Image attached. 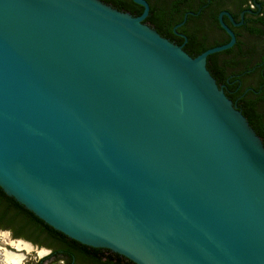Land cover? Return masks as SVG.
Returning <instances> with one entry per match:
<instances>
[{
  "label": "water",
  "instance_id": "water-1",
  "mask_svg": "<svg viewBox=\"0 0 264 264\" xmlns=\"http://www.w3.org/2000/svg\"><path fill=\"white\" fill-rule=\"evenodd\" d=\"M132 1L0 0V189L133 264H264L263 141L206 67L242 22L192 57Z\"/></svg>",
  "mask_w": 264,
  "mask_h": 264
},
{
  "label": "trees",
  "instance_id": "trees-1",
  "mask_svg": "<svg viewBox=\"0 0 264 264\" xmlns=\"http://www.w3.org/2000/svg\"><path fill=\"white\" fill-rule=\"evenodd\" d=\"M100 1L133 16H139L143 11V8L132 0ZM146 1L150 10L145 23L158 32L168 33L171 32L173 25L183 20L186 12L197 13L201 9L198 16H188V20L196 21L202 18L210 6L209 4L207 8H202L206 0ZM261 4L264 9V0H261ZM212 18L210 25L219 28L217 14ZM245 22L248 24L250 21ZM227 25L238 38L234 27L228 23ZM247 26L249 27L246 31L251 39L249 45L239 41L229 50L208 56L206 67L219 87L220 84L225 85L223 89L225 95L246 117L256 134L262 138L264 145V17ZM200 36L198 30L186 35L188 43L183 50L192 57L229 41L228 35L225 34L226 39L223 41L206 46L200 41ZM0 231H8L13 238L23 239L39 248L51 250L49 258L55 257L56 261L63 259L64 264H133L107 250L86 247L67 238L46 225L13 198L8 197L1 189Z\"/></svg>",
  "mask_w": 264,
  "mask_h": 264
},
{
  "label": "flooded vegetation",
  "instance_id": "flooded-vegetation-1",
  "mask_svg": "<svg viewBox=\"0 0 264 264\" xmlns=\"http://www.w3.org/2000/svg\"><path fill=\"white\" fill-rule=\"evenodd\" d=\"M209 4L210 6L209 8H207ZM257 4L260 5V9L257 7ZM202 8L204 9L207 8V9L204 12L201 19L196 20V21L188 20V16H190L188 15L186 22L180 27H176V26L182 21L173 25L170 33H168V31L167 32H163V31L158 32V30L156 31L161 36H163L164 38L172 42L173 44L181 46L183 48L188 43L186 35L188 33H192L198 30L201 35L200 41L204 43V45L210 46V45L215 44L217 41H223L224 39H226V36H225L226 32H224V30L221 27L218 28L217 26L210 25V22L213 19L212 16H215V14H217V19H218L219 13L226 11L232 16L235 23L242 22V24L238 26H234L232 25V23L226 16L223 17L224 23L226 25L227 23L232 25V27H234V29L236 30V34L238 38L235 35V38H236L235 44H237L239 41H242L243 43H246V45H249V43L251 42V39H250V35L246 31V29L249 27L247 25L253 24V21H257L258 18L264 17V9L262 7L261 0H212V2L211 0H206V4L203 5ZM200 11L201 9L197 11V13L199 12L198 14L192 17L198 16L200 14ZM189 12H193V11H189ZM241 13H243L242 19L240 17ZM245 20H249L250 22L246 24ZM220 87L224 89L225 85L220 84ZM5 232H8V231H5ZM8 233L14 242H22L27 245L29 244L28 245L29 248L35 247L36 249L40 250L39 254L42 257L39 258L38 260H33V261L32 259H30V261H28L26 264H40V263L41 264H64L63 259H59L56 261L55 257L49 258L52 254L51 250L46 249V248H39L23 239L13 238L11 233L10 232Z\"/></svg>",
  "mask_w": 264,
  "mask_h": 264
},
{
  "label": "rangeland",
  "instance_id": "rangeland-1",
  "mask_svg": "<svg viewBox=\"0 0 264 264\" xmlns=\"http://www.w3.org/2000/svg\"><path fill=\"white\" fill-rule=\"evenodd\" d=\"M13 243L14 241L12 240L8 232L0 231V264H3L2 257L4 253L13 254V255L19 254L24 256L25 257L23 259L24 261H22L20 264H26L28 261H30V259H32L33 261V260H38L39 258L42 257L39 254L40 250L36 249L35 247H30L29 248L30 250L27 248L18 249L16 248V243L18 242H15L14 244ZM24 245L25 243H23V246Z\"/></svg>",
  "mask_w": 264,
  "mask_h": 264
},
{
  "label": "bare ground",
  "instance_id": "bare-ground-1",
  "mask_svg": "<svg viewBox=\"0 0 264 264\" xmlns=\"http://www.w3.org/2000/svg\"><path fill=\"white\" fill-rule=\"evenodd\" d=\"M16 248H18V249H22V248L23 249H25V248L29 249V246L27 244H25L23 246L22 242H18V243H16ZM24 258L25 257H23L22 255H19V254L13 255V254L4 253L3 257H2V262H3V264H20L22 261H24L23 260Z\"/></svg>",
  "mask_w": 264,
  "mask_h": 264
}]
</instances>
